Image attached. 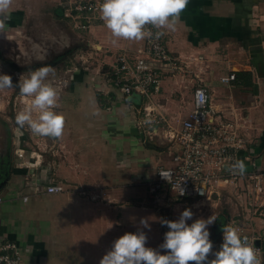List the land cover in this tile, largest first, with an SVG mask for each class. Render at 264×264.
Wrapping results in <instances>:
<instances>
[{"label":"crops","instance_id":"1","mask_svg":"<svg viewBox=\"0 0 264 264\" xmlns=\"http://www.w3.org/2000/svg\"><path fill=\"white\" fill-rule=\"evenodd\" d=\"M10 18H5L4 28L10 27ZM92 23L81 30L85 62L61 71L63 82L55 86L56 111L66 118L63 136H40L49 140L48 165L42 166V154L34 150L30 162L29 173L36 176L38 187L55 181L69 191L37 194L26 172L16 166L0 178V238L16 245L18 264H99L116 239L137 231L146 234V247L165 254L159 247L164 236L161 219L154 218L147 198L157 168L169 166L170 158L162 140L148 142L138 135L137 123L146 104L170 121L184 118L196 86L206 87L217 112L247 129L253 155L246 158L241 152L239 159L245 174L253 161L263 170L261 192L252 190L245 175L224 188L219 199H186L173 204V210L206 205L204 219L217 217L208 226L213 243L209 259L220 250L223 225L231 224L240 226L241 234L257 235L264 264V0H189L175 30H163L179 69L165 76L150 100L126 98L107 80L116 54L133 52L144 41L113 43L100 16ZM230 73L235 80L222 82ZM16 139L26 141L22 134ZM19 150L31 154L24 147ZM142 218L150 230L140 225Z\"/></svg>","mask_w":264,"mask_h":264},{"label":"built area","instance_id":"2","mask_svg":"<svg viewBox=\"0 0 264 264\" xmlns=\"http://www.w3.org/2000/svg\"><path fill=\"white\" fill-rule=\"evenodd\" d=\"M102 0H76L65 5L63 17L95 20L100 16L99 5ZM82 29L85 25L81 26ZM80 28V27H79ZM153 33L145 38L143 46L135 51H121L116 54L107 80L112 87L126 98L142 97L150 100L160 90L162 76L173 74L179 69L178 61L172 57L165 45L163 36L155 38L156 28L148 26ZM235 74L221 78L222 82H232ZM137 123L139 133L148 142L158 138L163 143L170 158L169 166H161L156 171L155 180L148 186V195L153 206L167 204L173 200H202L221 197V191L227 186L236 185L245 175L254 192H261L260 182L263 170H258L257 163H251L249 174H234L230 166L239 159L242 152L246 158L253 155L249 150L247 129L235 119L231 120L213 108L212 96L205 86H196L192 91L191 109L182 119L172 121L163 117L151 105L146 104L139 113ZM164 147V148H165ZM250 152V153H249ZM24 150L15 151L16 167L26 172L27 182L33 184L37 194H60L63 189L53 181L38 187L36 176L29 173L32 169ZM31 158V159H32ZM37 161V160H36ZM39 162L35 163L38 164ZM171 194L173 196H171ZM28 197H23L26 201ZM0 198V203H1ZM237 227V226H236ZM240 227V226H239ZM238 227V228H239ZM242 227V224H241ZM254 241L258 256L263 262V251L258 244V237L251 232L243 234ZM223 240L219 242V248ZM19 255L16 245L0 238V264H18Z\"/></svg>","mask_w":264,"mask_h":264},{"label":"clouds","instance_id":"3","mask_svg":"<svg viewBox=\"0 0 264 264\" xmlns=\"http://www.w3.org/2000/svg\"><path fill=\"white\" fill-rule=\"evenodd\" d=\"M13 0H0V31L4 29L5 18ZM189 0H102L99 5L100 19L113 37L119 40L141 41L151 38L153 33L148 26L156 28L155 38L165 32L175 30L180 14ZM54 74L51 66L40 67L27 76L20 75L18 83L12 77L0 74V90L18 87L19 95L26 101L25 106L16 113L15 124L20 129L27 127L37 136L59 139L63 136L65 116L57 112L59 92L48 81ZM234 174L243 175L246 171L242 160H236L229 169ZM193 213L185 209L178 220H161L169 229L164 242L159 246L165 254L146 247L147 236L143 231L125 233L116 239L112 247L99 261V264H262L254 241L242 236L238 227L223 225V242L220 250L209 259L213 243L208 226L217 217L196 219L191 225ZM140 225L150 230L147 219L142 218Z\"/></svg>","mask_w":264,"mask_h":264},{"label":"rangeland","instance_id":"4","mask_svg":"<svg viewBox=\"0 0 264 264\" xmlns=\"http://www.w3.org/2000/svg\"><path fill=\"white\" fill-rule=\"evenodd\" d=\"M74 1L76 0H13L6 16L11 17L9 19L10 27L0 31V74L10 75L15 85L18 83L20 75L27 76L31 71L40 67L51 66L54 69V74L49 75L48 81L57 86L58 83L63 82V77H60L61 71L81 67L80 65L85 62L81 55L86 50L85 46L82 45L81 30L84 28L82 29L81 26L85 25L90 28L94 20L85 21L82 18L74 17L61 19L56 18L54 13L57 8H62ZM86 34L90 37L89 32ZM163 38L165 41V34ZM165 45L171 55L166 41ZM165 76L169 75H163L162 80ZM108 85L113 88L111 84L108 83ZM25 103V99L19 95L18 87L0 90L1 179L9 176L14 170L16 166L15 151L23 149V147L31 153L34 150L36 153L42 154L43 158L40 160L42 166L48 165L49 140H40V136L35 137L27 127L20 129L15 124V115L25 106ZM20 134L26 138V141L16 139ZM30 162L34 163L32 159H29ZM30 166L32 167V164ZM154 178H156V173ZM62 189V193L69 191L65 188ZM171 196L173 195L171 194ZM148 198L147 202L150 204L147 207L154 212V218L157 219L156 216H160L159 219L161 220L175 221L179 219L182 212L174 211L172 205L182 200H174L173 198L170 203L160 204L159 207H156L151 204V200ZM207 209L206 205L190 208L193 213L192 219L204 218L203 214H208ZM158 220L154 221L157 222ZM158 222L161 224L165 236L169 229L161 221ZM208 230L210 232L211 228ZM164 236L161 237L162 242H164Z\"/></svg>","mask_w":264,"mask_h":264},{"label":"trees","instance_id":"5","mask_svg":"<svg viewBox=\"0 0 264 264\" xmlns=\"http://www.w3.org/2000/svg\"><path fill=\"white\" fill-rule=\"evenodd\" d=\"M55 12V15H56V18H63V10L61 8H57L56 10H54ZM98 100L100 102V97H98ZM220 221H222V219L219 218L218 222L220 223Z\"/></svg>","mask_w":264,"mask_h":264}]
</instances>
